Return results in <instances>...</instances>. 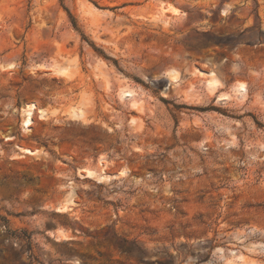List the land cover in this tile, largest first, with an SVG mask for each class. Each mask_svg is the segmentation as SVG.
<instances>
[{"label":"rangeland","instance_id":"1","mask_svg":"<svg viewBox=\"0 0 264 264\" xmlns=\"http://www.w3.org/2000/svg\"><path fill=\"white\" fill-rule=\"evenodd\" d=\"M0 264H264V0H0Z\"/></svg>","mask_w":264,"mask_h":264},{"label":"bare ground","instance_id":"2","mask_svg":"<svg viewBox=\"0 0 264 264\" xmlns=\"http://www.w3.org/2000/svg\"><path fill=\"white\" fill-rule=\"evenodd\" d=\"M171 78L173 80L177 79V73L173 70ZM208 85H212L211 87H213V85H215L217 83V80L215 78H211L210 80H208ZM234 91H236V93H240L242 95H245L247 92V88L245 87V82H241L239 83L237 86L233 87ZM235 93V92H234ZM122 94H124V91L122 92ZM231 95V94H230ZM35 109V105L34 104H30L27 105L26 108L24 109V116L22 118V124L23 127L25 129H29V126L32 124V116H33V111ZM40 114H43V110L42 109H38ZM8 139L10 137H7ZM20 149L22 151H24L25 153H29V154H33L36 152L35 149H31L28 147H20ZM102 168L100 170V172H96L94 170H87L86 172V176L89 177H96L99 181L100 180H109V179H114L117 177L118 173H114V174H110L106 171V167H104V162H102ZM122 172V171H121ZM123 173V172H122Z\"/></svg>","mask_w":264,"mask_h":264}]
</instances>
